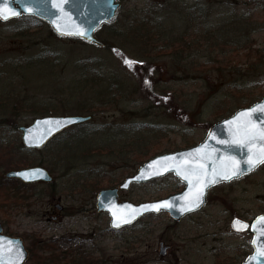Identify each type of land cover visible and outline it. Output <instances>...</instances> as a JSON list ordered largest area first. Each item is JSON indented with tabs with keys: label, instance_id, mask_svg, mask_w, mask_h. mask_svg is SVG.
Wrapping results in <instances>:
<instances>
[{
	"label": "rangeland",
	"instance_id": "obj_1",
	"mask_svg": "<svg viewBox=\"0 0 264 264\" xmlns=\"http://www.w3.org/2000/svg\"><path fill=\"white\" fill-rule=\"evenodd\" d=\"M120 1L96 31L104 46L51 36L44 22H0V106L8 108L0 107V221L24 240L25 264H242L252 233L235 231L232 220L264 214V165L209 189L206 204L180 221L161 212L113 230L96 196L263 98L264 0ZM147 28L160 33L147 40ZM85 114L93 119L44 148L23 147L19 126L35 117ZM37 165L55 185L5 177ZM183 188L169 174L121 189V200L155 201Z\"/></svg>",
	"mask_w": 264,
	"mask_h": 264
},
{
	"label": "water",
	"instance_id": "obj_2",
	"mask_svg": "<svg viewBox=\"0 0 264 264\" xmlns=\"http://www.w3.org/2000/svg\"><path fill=\"white\" fill-rule=\"evenodd\" d=\"M57 3L58 0H0V10H7L9 16L8 19L0 20L9 21L24 15H31L46 21L59 36L78 37L97 45H103L104 43L96 37L95 31L101 24L112 20L120 6L118 0H66L61 11L56 7ZM11 12L19 14L11 15ZM81 32L83 35L77 34ZM261 105H264V97L211 125L205 138L200 143L149 159L139 167L135 174L128 176L121 184V188L129 189L132 184L147 182L163 177L168 173H173L185 184L180 192L163 199L135 204L129 200L120 201L117 188L102 189L97 195V210H104L109 213L110 226L114 230L129 226L148 213L168 212L175 220L180 221L187 214L199 210L206 204L207 193L211 187L245 176L264 164L257 163L250 168L249 164L246 163L250 155L255 158L259 154L257 150L264 142L257 141L251 154L248 147L230 143L236 135L237 129H243L249 121L254 123L257 128L264 127V111L258 108ZM254 108H257V111L251 112ZM244 112H249L250 115L241 116L240 114ZM91 118L90 115H46L37 117L30 125L20 127L23 144L30 149L42 148L64 129L84 123ZM56 121L61 122L58 127ZM230 121H235V123H229ZM218 141H224V143H218ZM168 157H174L175 159H166ZM157 161L159 163H155ZM150 164L154 166L149 168ZM199 165H203V169L200 171L206 173L207 186L203 188L202 195H200L199 201L196 202L197 180L189 170H195ZM177 169L181 173L188 174L191 183H189V180L184 179L183 175L178 174ZM214 171L217 173L214 178L215 182H209L213 180L212 173ZM233 172L237 174L232 175ZM220 173L231 175V179H223ZM6 176L19 178L27 183L51 182L53 180L48 170L41 166L9 171ZM190 189L192 195H189ZM164 202H168L170 207H162L158 211L155 209L144 210L147 205ZM113 213H115V216ZM129 217H131L130 222L124 223L123 220ZM260 217H264V214L256 216L251 222L238 217L232 220V228L235 231L245 232L248 230L252 233V252L242 264H264V255H260V251L264 250V235L259 232V229L264 225L259 222ZM237 221L239 225H237ZM116 223H119L120 226L116 227ZM241 225H247V227L237 230ZM254 226L256 230H254ZM2 231L3 228L0 224V249L3 250L5 264H12V262L24 264L29 255L23 240L19 237L7 236ZM167 250L168 247L161 243L160 255H166Z\"/></svg>",
	"mask_w": 264,
	"mask_h": 264
},
{
	"label": "snow or ice",
	"instance_id": "obj_3",
	"mask_svg": "<svg viewBox=\"0 0 264 264\" xmlns=\"http://www.w3.org/2000/svg\"><path fill=\"white\" fill-rule=\"evenodd\" d=\"M66 3V0H58V3L56 4V7L58 9H60L61 11L63 10L62 5ZM19 13L17 12H11V15H18ZM9 16L7 14V10H0V19H8ZM71 34V33H69ZM80 35H83V33H77ZM126 63L129 64V66L132 65L133 62L131 61H126ZM259 110L264 111V105L258 106ZM257 111V108H254L251 110V112H255ZM241 116H249L250 113L249 112H244L240 114ZM57 127L60 125V121H56L55 122ZM229 123H235V121H230ZM257 141L260 142H264V127L261 128H257L256 125L254 123H252L251 121L248 122V124L243 128V129H237V133L234 136L233 140L230 142L231 144H239V145H244L246 147H248L249 153L251 154L253 152V146L256 144ZM218 143H224V141H218ZM258 155L255 156V158H253V155L249 156V159L246 161V163L249 164L250 168L252 166H255V164L257 163H264V143H261L260 147L258 148ZM166 159L169 160H174V157H168ZM155 163H159V161L155 162ZM154 165H149V168H152ZM201 169H203V165H199L197 166V169L195 170H189V172H191L192 175H194L196 177L197 180V185L198 187L196 188V194H195V201L198 202L200 195H202L203 192V188L207 186L206 181H205V176L206 173H203L202 171H200ZM177 173L180 175L184 176V179L189 180V183H191V179L190 176L188 174L185 173H181L179 171V169H177ZM236 172H233L232 175H236ZM213 175V180L209 181V182H215V176L217 175V173H215V171L212 173ZM220 175L222 176L223 179H231V175L226 174V173H220ZM189 195H192V190L190 189V193ZM167 208L170 207V204L168 202H164L161 204H156V205H147L145 206L144 210L147 209H155V210H159L160 208ZM191 205L189 206V210H190ZM135 211V210H133ZM113 215L115 216V213H113ZM131 220V217L129 218H125L123 220L124 223H129ZM259 222L261 223V225H264V217H260L259 218ZM237 225H239V222L237 221ZM116 227H119L120 224L116 223L115 224ZM247 225H241L237 228V230H242L243 228H246ZM254 230H256L255 226H254ZM259 232L264 235V226H262L259 229ZM260 255H264V250L260 251ZM0 264H5L4 260H3V250L0 249ZM12 264H15V262H12Z\"/></svg>",
	"mask_w": 264,
	"mask_h": 264
},
{
	"label": "trees",
	"instance_id": "obj_4",
	"mask_svg": "<svg viewBox=\"0 0 264 264\" xmlns=\"http://www.w3.org/2000/svg\"><path fill=\"white\" fill-rule=\"evenodd\" d=\"M14 21H20V22H23V21H25L26 23L25 24H29V25H31L32 27H35V26H41V25H43V22L42 21H40V20H38L37 18H35V17H31V16H24V17H21L20 19H16V20H14ZM147 30H148V32H151L152 34L151 35H149L148 36V38H147V40L149 39V38H151V36L156 32V33H160V29L159 28H157V29H152V28H147ZM157 30V31H156ZM50 35L51 36H55V34L50 30ZM183 39H182V37H178V38H176L175 39V41H173V45H175V43H179V42H181ZM116 51H118V50H116ZM2 59V57H0V66H3V65H7V63L5 62V61H3V60H1ZM147 63H144V64H139V65H146ZM2 81H0V83H1ZM96 82V81H95ZM99 84V82L97 81V84L96 85H98ZM1 93H4V91L2 90L1 91ZM2 99L3 98H0V105H1V101H2ZM19 99L18 98H16V99H14V103H15V105H17L19 102ZM1 108H4V107H2V106H0ZM15 109V108H14ZM7 110H8V108H4V111L5 112H7ZM50 261H52V260H50ZM50 261H47V263H50Z\"/></svg>",
	"mask_w": 264,
	"mask_h": 264
},
{
	"label": "flooded vegetation",
	"instance_id": "obj_5",
	"mask_svg": "<svg viewBox=\"0 0 264 264\" xmlns=\"http://www.w3.org/2000/svg\"><path fill=\"white\" fill-rule=\"evenodd\" d=\"M29 150H33V149H29ZM34 150H38V149H34ZM49 170V169H48ZM49 172L51 173V175H52V177H53V181L52 182H36V183H25V182H23L22 180H20V179H17V178H8V177H6L7 179H14V180H17L19 183H23V184H27V185H32V184H46V185H55V182H56V177L54 176V174H53V172H51L50 170H49ZM116 187V186H115ZM116 188H118V193H119V197H120V199H121V188H120V185H119V187H116ZM96 198H97V196H96ZM57 208L59 209V210H63V207L61 206V205H57ZM0 224L2 225V228H3V231H2V233L3 234H5V235H10V234H7V232L5 231V225H4V223H2L1 221H0ZM10 236H12V235H10Z\"/></svg>",
	"mask_w": 264,
	"mask_h": 264
}]
</instances>
